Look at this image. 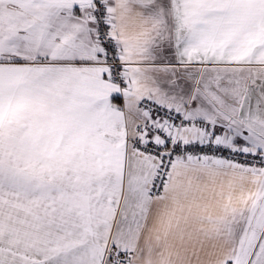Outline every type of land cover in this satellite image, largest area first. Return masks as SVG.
<instances>
[{
	"label": "snow or ice",
	"instance_id": "6c2138e0",
	"mask_svg": "<svg viewBox=\"0 0 264 264\" xmlns=\"http://www.w3.org/2000/svg\"><path fill=\"white\" fill-rule=\"evenodd\" d=\"M0 264H264V0H0Z\"/></svg>",
	"mask_w": 264,
	"mask_h": 264
}]
</instances>
